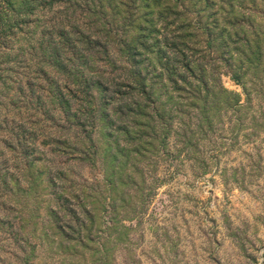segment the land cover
I'll return each mask as SVG.
<instances>
[{"label":"rangeland","instance_id":"1","mask_svg":"<svg viewBox=\"0 0 264 264\" xmlns=\"http://www.w3.org/2000/svg\"><path fill=\"white\" fill-rule=\"evenodd\" d=\"M32 1L0 21V264H264V0Z\"/></svg>","mask_w":264,"mask_h":264},{"label":"trees","instance_id":"2","mask_svg":"<svg viewBox=\"0 0 264 264\" xmlns=\"http://www.w3.org/2000/svg\"><path fill=\"white\" fill-rule=\"evenodd\" d=\"M26 1L28 0H0V21H4L3 18H6L5 16L7 17H11L12 14H21V9L24 8V9H27L28 8V3H26ZM29 1H32V0H29ZM34 1V0H33ZM32 1V2H33ZM35 1H39V0H35ZM55 2H60V1H64V0H54ZM69 3H73V5L77 8H83L84 6H88V4L90 6H93V5H96L95 4V0H87L86 2H84L83 4H80L79 2H73V0H67ZM104 0H99V3H102ZM123 0H108V6L110 9L112 10H115V6L117 7L118 4H120L122 7L123 6ZM135 3L138 4V1H140V10H142L143 8L146 9V10H150V11H155L157 12V21L156 22H159L160 19H162L163 21H167V15H164V14H168V15H172L174 16L175 18L177 16H182L181 15V12L178 11V10H184L185 12H188L189 11L187 10V7H186V3H189L187 0H178L176 3H174L173 1L175 0H165V2H160L159 0H133ZM179 2V3H178ZM203 3V5L205 4L206 5V0H202L201 1ZM218 2H220V4L223 5V1H220L218 0ZM175 5H178V7L174 8V7H170L171 6H174ZM164 7L163 9H161L160 7ZM230 8H232L230 5H228ZM170 7V8H169ZM205 8V6H203ZM220 11H223L222 10V7L219 6L218 7ZM158 10V11H157ZM89 11H91V9H89ZM177 11V12H176ZM202 13H205V11H202ZM183 19V23H189L191 20L189 17H185V18H182ZM168 23V22H167ZM166 23V24H167ZM241 21L240 22H235V23H232L231 26H234V25H240ZM155 24V23H154ZM153 26V24H151ZM157 34H159L160 32L156 31ZM63 39V38H62ZM163 41H162V48L164 49H167L166 50V54L167 53H171L173 54L174 50L171 49V42L169 40V37L165 35H163ZM181 39V38H180ZM175 49V48H174ZM149 55H152L153 52L152 51H149L148 52ZM165 54V53H164ZM159 60V58H158ZM158 64V63H157ZM156 64V65H157ZM160 65V63H159ZM158 66V65H157ZM161 69H163L164 71H167V73L170 75V78L172 77V74L170 73V70L167 69L166 67H163V66H160ZM179 71H183V72H189V73H192V68L188 65H181L179 64V67L178 68H175L174 70V75L180 79V75L178 74ZM192 75V74H191Z\"/></svg>","mask_w":264,"mask_h":264}]
</instances>
